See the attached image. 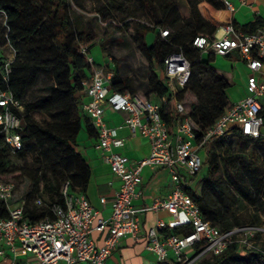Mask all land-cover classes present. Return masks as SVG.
<instances>
[{"label":"built area","instance_id":"2783aa9c","mask_svg":"<svg viewBox=\"0 0 264 264\" xmlns=\"http://www.w3.org/2000/svg\"><path fill=\"white\" fill-rule=\"evenodd\" d=\"M246 3L247 0H240ZM224 7L234 11V0H223ZM213 37L197 35L193 44L202 52L227 55L239 49L251 73L248 78L250 93L234 102L216 121L200 130L191 117L188 106L178 97L191 77L192 63L183 52H175L165 58L161 77L170 90V95L154 100L140 92L111 90L113 72L106 66L94 69L90 82L82 92L93 101L83 104V111L98 132L97 147L105 150L104 159L113 172L121 178V186L111 201L108 217H99L85 193L71 191L69 182L62 188L63 202L48 203L43 195H36L34 203L48 206L50 214L32 221L26 213L27 196L19 194L17 184L0 174V201L8 210L0 217V264H105L106 260L121 245L127 236L140 239L142 225L140 213L146 210H166L178 225L190 224L193 229L183 235L165 230L167 222L159 220L148 232L147 248L156 258L155 264H198L204 255H220L233 242L244 248L254 247L256 238L264 227L240 225L222 230L207 220L199 203L185 189L184 182L197 175L203 167L208 140L221 137L231 127L252 139L262 137L264 126V28L245 32L233 22L223 25ZM169 29H161L167 36ZM5 57L0 55V128L6 142L13 149L23 146L21 119L14 110H23V105L13 93L4 88L9 80L11 64L16 49L7 44L3 47ZM90 60L93 57L90 56ZM173 102L178 112L174 129L162 115V104ZM127 113L125 122L133 135L146 137L151 143V152L130 165L122 153L112 151V145H120L115 128L108 127L104 120V104ZM145 166H164L170 169L172 191L165 197H157L150 206L135 205L142 193V169ZM95 232H106L101 245ZM204 243L202 250L200 244ZM200 247V248H199Z\"/></svg>","mask_w":264,"mask_h":264},{"label":"trees","instance_id":"16d2710c","mask_svg":"<svg viewBox=\"0 0 264 264\" xmlns=\"http://www.w3.org/2000/svg\"><path fill=\"white\" fill-rule=\"evenodd\" d=\"M187 1L191 11L188 17H183L178 11V0H106L104 5L96 9V13L105 17L112 8L121 9L127 3L133 4L130 14L134 16L140 9H156V22H139L133 33L137 49L149 62L148 86L151 94L158 100L170 95V90L160 73L164 69L166 57L175 52H183L192 63V73L187 86L180 90L178 97L184 99L188 91L196 96L197 103L190 114L200 130H205L213 126L233 103L228 95L229 81L212 64L213 56L210 55L209 59L205 60L201 49L193 44L197 35L212 38L217 26L206 19L199 8V4L205 0ZM206 1L216 8H224L223 0ZM87 3V0H0V12L5 15V20L0 21V55L5 57L3 47L7 44L16 49L9 80L3 87L10 90L23 105V110L14 109L22 125L23 146L20 149H13L6 142L0 128V174L5 179L14 181L17 187L20 182L16 179L22 176L32 181V189L26 197V213L32 221L42 219L51 212L48 206H38L34 203L36 195H43L42 183L50 194L48 203H62L63 184L69 182L71 191L85 193L90 178V166L76 148L77 136L83 122L79 93L90 82L94 69L103 65L96 62L95 58L90 60L96 32L91 22L83 27V12H88ZM128 24L125 21V25ZM260 24L261 21L257 20L242 30L253 32ZM165 28L169 29V34L162 36L161 29ZM150 31L157 33L153 44L146 40ZM107 67L113 72L112 91L139 92L135 77L118 68L113 70L111 65ZM43 77L50 83L41 90L39 85ZM262 113L264 115V103ZM162 115L174 129L178 112L173 102L162 104ZM89 123L90 132L98 134L92 122ZM225 134L226 137H213L206 144L207 160L204 161L203 167L209 164L210 168L209 176L205 179V194L189 192L199 203L207 220L216 226L220 224L221 227H218L222 230H229L240 222L229 213L231 203L227 198L226 186L220 179L213 178L212 174L219 168V149L225 146L233 135L247 143L254 140L243 134L238 127L229 128ZM256 140L263 142L264 138ZM30 154L42 168L23 171L22 168L13 166L12 155L26 158ZM41 169L44 170L46 182H43ZM48 170L53 178L47 176ZM61 175L67 176L62 184L59 180ZM237 201L241 202L239 198ZM257 201L260 205L264 204L262 198ZM7 215V208L0 201V217ZM259 219L257 215L256 220ZM192 229L190 224L180 225L175 226L172 233L183 235ZM200 245L202 250L204 243ZM210 256L204 255L198 264L236 261L244 264H264V248L254 246L247 249L238 242L231 243L222 254L209 258Z\"/></svg>","mask_w":264,"mask_h":264},{"label":"crops","instance_id":"0c3cea01","mask_svg":"<svg viewBox=\"0 0 264 264\" xmlns=\"http://www.w3.org/2000/svg\"><path fill=\"white\" fill-rule=\"evenodd\" d=\"M236 9L234 11L227 8H216L208 1H202L199 8L203 16L217 26L218 34H222L220 28L228 22H233L235 27L244 30V27L250 23L261 21L259 28H264V0H247L242 3L240 0H234ZM178 11L183 17L190 16V5L187 0H178ZM258 28V29H259ZM212 55V64L223 73L229 81L228 95L232 103L237 102L249 93L248 78L251 73L245 60L243 59L239 49L231 50L227 55H219L214 52H202V57L207 60ZM103 57L95 58V61L106 66L110 62H106ZM112 65V64H111ZM192 98L196 96L192 92ZM83 104L92 102L93 99L87 96L82 91L79 93ZM154 94L150 98L154 99ZM154 100H157L154 99ZM186 103V100L183 99ZM264 103V97L262 98ZM191 111V105L186 104ZM103 120L108 127L115 128L117 137L121 139L120 145H112L111 150L122 153L128 158L130 165H136L139 160L148 156L151 152L150 141L141 135H133L127 126L125 119L127 113L123 110H118L111 107L108 103L104 104ZM83 122L82 128L77 136V151L81 153L84 159L90 166V178L85 190V194L90 200L95 209L99 211V217H108L111 213V201L113 200L116 191L121 186V178L116 175L110 164L104 159L105 150L97 147L98 134H92L89 130L90 118L82 112ZM97 133V132H96ZM222 135L221 138L226 137ZM239 138L233 135L231 138ZM262 138H264V126L262 128ZM252 142H260L253 139ZM264 144L263 142H260ZM217 150V148H213ZM202 155L207 160L205 150H202ZM210 165L206 164L197 176L187 178L184 182L185 189L199 195L205 194L204 185L205 179L209 176ZM142 193L135 199V205L138 208L150 206L157 197H165L172 189L170 169L164 166H145L142 169ZM142 236L140 239L132 236H127L122 240L121 245L115 250L112 255L106 260L105 264H155L156 258L154 253L147 248L148 232L151 228L157 226L159 220L167 222L165 230L158 229L159 233L163 231L172 233L175 226H180L176 218L166 210L154 211L146 210L140 213ZM106 236V232H95L97 243L101 245Z\"/></svg>","mask_w":264,"mask_h":264},{"label":"rangeland","instance_id":"374dc122","mask_svg":"<svg viewBox=\"0 0 264 264\" xmlns=\"http://www.w3.org/2000/svg\"><path fill=\"white\" fill-rule=\"evenodd\" d=\"M87 1L88 12H83V27L88 22H91L96 32V41L90 51V55L100 59L105 54V61L110 62V65L112 64L113 70L118 68L120 71L135 77L139 92L146 97H150L152 92L148 86V76L150 74L149 62L137 49L133 33L134 28L137 27L139 22L148 24L156 22V9H140L134 16L130 14V8L133 4L127 3L121 9L117 7L112 8L103 17L96 13V9L104 5L106 0ZM4 20V13L0 12V21ZM125 21L129 24L125 25ZM156 36L157 33L155 31L148 32L146 35L147 42L153 44ZM110 65L107 64L106 68ZM157 71L159 72V70ZM160 74L162 75V73ZM49 83L50 81L43 77L39 88L44 90ZM41 93L43 94L44 92L42 91ZM184 99L186 100V104L191 105L192 108L196 106V99L192 98L191 94H186ZM219 152V168L216 173L212 174V177L220 179L227 188V198L231 203L229 213L234 218H238L240 222L236 226L259 225L264 227V204L260 205L259 201H257L258 198H262L264 201V144L260 142L247 143L235 137L230 138L227 144L219 149ZM11 159L13 166L15 168H22L23 171L42 168V165L35 162V158L31 154L26 158H18L12 155ZM18 174L20 173L18 172ZM41 175L43 182H46L44 170L42 169ZM47 176L53 178L49 170ZM59 177L61 184L67 179V176L61 175ZM18 179L16 180L20 182V186L18 187L19 194L27 196L28 192L32 189V181L24 176ZM43 184L41 191L45 198H48L50 194ZM237 198L241 202L237 201ZM257 215L260 217L259 220H256ZM218 226L221 227L220 224ZM254 246L264 248V232L258 235ZM242 252L244 253V251ZM223 264L244 263L236 261L231 263L224 262Z\"/></svg>","mask_w":264,"mask_h":264}]
</instances>
